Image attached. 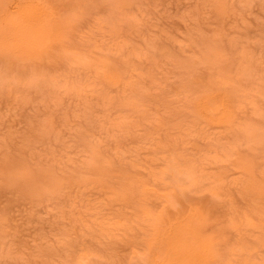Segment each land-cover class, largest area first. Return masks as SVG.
<instances>
[{"label":"rangeland","instance_id":"374dc122","mask_svg":"<svg viewBox=\"0 0 264 264\" xmlns=\"http://www.w3.org/2000/svg\"><path fill=\"white\" fill-rule=\"evenodd\" d=\"M74 1L59 0L60 13H73L66 39L71 51L49 66L58 84L75 83L81 94L57 99L55 84L29 83V76L0 83V165L20 162L30 175L50 171V185L58 179L65 184L49 196L29 190V174L9 183L0 173V264H79L87 250L94 254L92 264H112L96 256L111 247L118 264H128L134 250L144 251L148 224L132 222L136 226L126 234L116 223L140 217L141 192L132 190L130 203L116 199L90 165L99 159L97 167L111 170L112 186L126 178L137 186L167 188L174 158L196 162L207 182L223 173L222 186L238 214L227 198L214 201L204 192L213 205L209 227L226 228L229 245L240 236L261 241L254 260L264 263V194L255 199L241 192L246 174L226 158L233 149L247 154L264 182V0H216L224 14L212 0H132L125 7L115 0H87L73 11L68 5ZM211 44L222 52L221 60L207 59L215 55ZM96 64L121 68L122 79L105 84ZM220 67L236 78L238 90L235 131L221 139L223 146L217 138L224 127L196 122L190 109L204 84L223 73L216 74ZM194 194L188 192L185 203L200 196ZM148 198L152 209L162 207L152 191ZM232 213H249L254 225L229 230ZM104 223L114 235L101 231ZM223 253L228 256L230 247Z\"/></svg>","mask_w":264,"mask_h":264},{"label":"bare ground","instance_id":"6f19581e","mask_svg":"<svg viewBox=\"0 0 264 264\" xmlns=\"http://www.w3.org/2000/svg\"><path fill=\"white\" fill-rule=\"evenodd\" d=\"M86 1L75 0V4L68 6L74 11L75 6L83 7ZM115 1L119 7H125L132 0ZM212 1L224 14V5L216 0ZM68 11L60 13L59 0H0V83L9 80L12 83L29 76L27 79L29 83L38 79L44 85L55 84L58 87L57 99L61 100L63 93L81 94L83 88L77 84L69 83L67 80L58 84L55 77L50 75L49 63L55 60L56 56H67L71 51L66 45V39L73 26L70 16L73 13ZM210 48L215 55L208 54L209 62L221 60L222 52L218 47L211 44ZM96 66L97 73L102 70L100 75L105 84L115 85L122 79L121 68L107 64ZM221 70L222 74L216 75L204 84L202 91L199 90L190 106L196 122L224 127L226 132L217 138L219 146H223L221 139L228 138V133L235 131L237 106L235 95L238 93L235 86L236 78L222 67L217 68L216 74ZM244 136L248 142L252 141L251 132L248 130ZM214 151L216 155L219 153L217 148ZM231 151L226 155L227 160L232 161L246 174L240 191L255 199L262 197L264 182L256 177L257 168L253 159L247 154H240L236 149ZM99 162L100 160L96 159L90 165L91 173L99 175V184L108 187L116 199L130 203L132 198L129 193L132 190L141 192L137 203L142 210L140 217L137 220L133 219L131 223L122 221L116 223L124 228L126 234H131L130 231L135 228L136 225L132 222L140 226L148 224L146 233L144 230L147 237L145 249L143 252L139 249L134 250L133 256L127 261L128 264H140L143 261L145 264H260L254 260V252L261 241L250 243L240 236L235 243L229 245L227 236L229 231L226 228L214 230L209 227L213 219V205L203 197L204 192H208L214 201L227 198L230 208L237 213L229 189L222 186L224 182L222 172L215 176L212 182H207V176L196 162L189 159L181 162L179 158H174L168 166L174 172V180L167 188L159 185L156 187V184L154 188L146 184L137 186L126 178L119 186H112L107 179L111 170L97 167L96 163ZM0 173L9 183H14L19 177L29 174L26 183L33 193L46 190L49 196H55L64 190L65 184L61 179L50 185L53 178L50 171L41 170L30 175L28 168L20 162L12 165L1 164ZM182 175L186 178H182ZM156 177H160L161 180H158L160 183L163 182L162 176ZM149 191L162 201L160 209L154 210L150 207ZM192 191L195 192L194 195L200 196L190 197L185 203L183 197ZM235 213L227 220L229 230L240 231L243 225L247 227L254 225L249 213L243 215ZM258 224L259 228L263 227L262 220ZM109 227H112L110 223H104L101 231L106 235H114ZM223 247H230L228 256L224 255ZM233 250L239 253L240 260L233 259ZM93 255L91 250H87L80 255L79 264H92L90 257ZM96 256L105 258L112 264L119 262L112 247L104 252L98 251Z\"/></svg>","mask_w":264,"mask_h":264}]
</instances>
